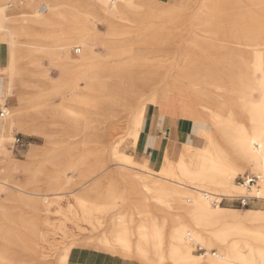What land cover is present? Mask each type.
Listing matches in <instances>:
<instances>
[{
  "label": "bare ground",
  "instance_id": "obj_1",
  "mask_svg": "<svg viewBox=\"0 0 264 264\" xmlns=\"http://www.w3.org/2000/svg\"><path fill=\"white\" fill-rule=\"evenodd\" d=\"M32 1L0 0V105L3 110L0 118V152L4 151V142L12 139L13 114L3 104L15 90L18 71L16 34L23 33L35 41L26 48L33 58L40 53L59 55L66 59L63 65L75 67L78 63L82 65L103 57L95 49L98 33L95 22H90L89 17L97 16L110 24L106 32L110 41L128 38L129 31L119 29L114 24L116 21L145 24L144 34L140 36L155 41L165 37L161 34L164 25L155 29L153 23L149 22L150 18H167L171 10L182 9L162 3L163 0H77L81 1L77 4L76 0H43L39 8H36L38 2ZM223 1L204 0L203 7L200 4L194 7L191 11L194 27L175 46V51H180L171 58L162 57L155 62L146 59V62H134L129 67L122 65L114 68L109 75L99 74L98 69L90 66L82 73L77 72V76L97 77L99 80L91 91L105 94L106 106L118 105L128 113L122 131H119L116 120L118 112L107 122V142L115 144L111 159L121 168L118 175L130 190L141 194V197L140 202L128 206V211L110 218L109 226L117 238L137 220L136 234L140 240L133 246L120 236L119 246L124 254L140 255L145 264H264V209L246 208L247 212L242 215L235 208L219 204L229 196L244 200L246 197L264 199V0H249L240 16L234 17V22L242 24L240 32L227 24L229 17L219 15ZM10 2L22 5V9L16 13L7 12L6 7L11 6ZM84 2L89 6L87 10L82 4ZM223 5L226 3L223 2ZM42 6L46 8L45 11L41 10ZM64 6L70 7L63 9ZM65 20H69L73 26L64 29L55 27ZM45 29L47 34L38 32ZM258 29L263 30L262 33L255 31ZM58 31L64 35L61 36ZM256 33L262 36L257 38ZM38 37H46L53 44L44 45ZM74 40L80 48L77 60L69 55ZM109 54L116 58L123 54L131 55L132 48L113 47ZM132 58L135 60V56ZM219 64L225 70L223 78L212 76L217 73L216 65ZM171 67L174 72L170 71ZM5 69H10V77L6 79ZM140 69L150 71L145 76ZM237 73H243L241 78L237 77ZM227 84H236L242 92H228ZM66 86L71 94H67L63 102L49 109H35V118L31 120H42L48 114L56 120L64 118L70 127H89L91 120L83 112L73 111L67 100L80 101L85 107L92 108L96 104L101 107L102 100L75 93L76 83L72 80ZM57 93L52 92L51 96ZM171 101L182 108L183 114L197 108L195 132L206 140L205 147L182 142L180 146H170L167 150L163 145L154 165H150L144 155L132 156L117 149V145L127 136H131L133 146L136 144L147 105H154L158 109L161 103ZM202 116L209 120L213 131L200 126ZM35 130L43 135L46 145L51 148L59 146L61 140L50 130L43 126H36ZM221 142L226 143L227 147L224 148ZM57 161L54 156L49 159L56 167L60 165ZM75 165L70 159L66 163L69 169H75ZM247 167L255 173L257 182L250 185L235 183L233 177L243 174ZM60 181L56 178L49 181L48 190L53 192L44 194L24 191L17 184L8 186L18 192L14 197L20 204L33 213H39L50 195L60 194L56 191L68 188ZM107 183L105 197L119 202L122 190L114 183L113 175H110ZM5 185L0 181V192L5 191ZM90 188H84L74 195V202L86 207ZM145 191L148 196H145ZM68 193L72 194L73 191ZM151 200L154 201L153 207ZM110 211L101 212L105 217ZM90 212L92 209L88 210ZM85 219L94 225L91 218ZM169 222L171 225L167 229ZM255 222L262 223V226H248V223ZM21 225L30 230L29 234L37 236L32 222L26 220ZM0 241L11 243L21 251L27 250L28 240L18 233L0 228ZM196 246L199 250L204 247L206 251L193 254ZM209 247H215L216 251L209 252ZM22 257L0 254V264H36L35 261H38L33 255Z\"/></svg>",
  "mask_w": 264,
  "mask_h": 264
},
{
  "label": "rangeland",
  "instance_id": "obj_2",
  "mask_svg": "<svg viewBox=\"0 0 264 264\" xmlns=\"http://www.w3.org/2000/svg\"><path fill=\"white\" fill-rule=\"evenodd\" d=\"M248 1L225 0L223 2L226 5H223V2L221 4L219 15L221 17H229V19L227 18V24L234 26L237 32L242 30V24L234 22V17L240 16L241 12L247 7ZM32 2H38L36 8H39L44 3L43 0H33ZM77 2L81 1L76 0L75 3L77 4ZM203 2L204 0H163L162 3L173 4V6H178L182 9L171 10L170 17L167 18L158 16L150 18L149 22L153 23L155 29L161 27L162 24L164 25L161 34L165 37H159L160 40H155L154 43L156 45H150L144 42L147 39L140 36L141 33L144 34L142 31L144 30L145 24L138 25L132 22L121 21L119 23L116 21L114 24L119 29H127L129 31L128 38L110 41V37L106 36L110 24L97 16L89 17L90 22H95L94 24L96 25L98 33L95 49L103 57L82 63V65L78 63L75 67L63 65L66 59L59 55L54 56L48 53H40L37 58H33L26 52V48L35 42L32 37L26 36L23 33L15 35V47L17 49L15 56L17 58L16 69L18 71L15 75L17 77L14 83L15 90L6 98L4 103L7 107H11L15 112L25 113V111H28L29 114L32 113L33 115L37 108L49 109L54 105H59L63 102V98L67 94H71L69 88L66 86L67 82L71 80L76 83L75 93H81L83 96H92L95 100H102L103 104L101 107H99V104H96V107L92 108L85 107L80 101L74 102L70 98L69 101L67 100L68 105L71 106L73 111L83 112L91 120L89 127L85 129L70 127L65 123L64 118L56 120L48 114L42 120H31L32 122L30 123L33 124H31L32 126H43L61 140L59 146L56 148H51L46 145L43 135L37 133L35 127L30 130L21 129L19 126H13L12 124V139L4 142V151L0 152V181L7 184L4 188L5 191L0 192V228L6 232L18 233V235L24 236L28 241H26L27 250L22 251L19 247L11 243L4 244L0 241V254L8 256L14 254L18 257L23 256L22 258L33 255L38 260L35 261L36 264H67L68 254L72 248H88L99 252L103 251L114 256H120L125 259H136L140 264H145L146 261L140 255H137V253L124 254L119 246L120 236L133 246L140 240L136 234L137 220L130 227H127L117 238L109 226L110 218H114L128 211V206L130 207L133 203L140 202L139 199L141 197V194L134 193L130 190L127 187L128 184L118 175V171L121 168L115 165L111 159L115 144L110 141L107 142L106 133L109 130L107 122L115 117V112H118L116 114V120L120 127L119 131H122L124 120L128 116V113L118 105H114V107L106 106L104 102L106 95L97 90L91 91L92 88H95L99 80L97 77L77 76V72L78 74L79 72L82 73L84 72L83 70L90 66L98 69L99 74L109 75L114 68L122 65L129 67L134 62H146V59H148V62H155L162 59V57L167 59L171 58L175 55V52L180 51L178 49L175 51V46L190 34L194 27L191 20V11L198 4L203 7ZM10 4L11 6L6 7L7 12L16 13L22 9V5L18 3L10 2ZM82 4L85 5L82 6L87 10L89 6L85 2ZM69 7L64 6L63 9H69ZM182 15L185 16L183 17ZM59 26L64 29L70 28L73 25L69 20H65L55 27L57 28ZM46 31V29L42 31L38 30L39 33L44 32L43 34H47ZM255 31H261L262 33L263 30L258 29ZM58 32L60 34L61 31ZM261 33H256V37H261ZM62 35L64 34L61 32ZM70 35L72 34L70 33ZM39 37L37 39H41L40 42L42 44H53L52 40L46 37ZM136 42L139 43L134 51L132 50L131 55L123 54L118 56L117 59L116 56L112 57L109 54L113 47L128 46ZM76 46H79V43L74 40L69 49V55L75 60L79 57V53L75 55L72 47ZM133 56H135V60L132 58ZM216 67L218 71L212 76L223 78L225 75L224 67L220 64L216 65ZM140 70H142L145 76L150 71L149 69ZM170 71L174 72V68L171 67ZM4 75V79L9 78L10 69H5ZM236 75L241 78L243 73H237ZM227 86L228 92L230 93L234 91L237 93L242 92V89L238 88L236 84L234 86L227 84ZM55 91H58V93L54 97L51 96L52 92L54 93ZM153 106L147 105L146 109ZM0 111L3 113L2 105H0ZM9 111L11 110L8 109ZM199 124L209 130H214V127L211 126V123L205 116H202ZM131 140V136H127L122 143L117 145V149L120 152L134 156L136 146L132 145ZM195 142L201 147L207 145L206 140L201 136ZM221 144L224 148L227 147L226 143L221 142ZM31 145L37 146L39 150L33 155L28 156L27 153ZM52 156L56 157V160L58 159L57 163L60 164L58 167H56V164L49 162ZM69 159L71 161L73 160L74 164H76L75 166L77 167L75 169H69L66 166ZM243 174L253 175L257 178L249 167L244 170ZM110 175H113L114 183L122 190V196L119 202L110 201L105 197L104 190L108 185L107 182ZM241 175H235L233 177L235 183L239 184L236 178ZM55 178L67 184L68 188L62 191H56L60 192V194L50 195L43 210L39 213H33L23 204H20L14 197L18 192L14 187L8 186L17 184L24 191L27 190L39 194L51 193L53 191L48 190L47 183L53 181ZM98 181L100 182L97 184L96 182ZM87 187L92 188H90L91 190L88 193L87 205L86 207L79 206L77 202H74V195L79 194L80 190ZM68 191H73V193H68ZM144 194L148 196L146 191ZM240 199L242 198L229 196L223 198L220 205L235 208L242 215L247 212L245 210L246 208L264 209V199L246 197L247 203L245 205L242 204ZM153 204L154 201L151 200L150 205L152 207ZM97 208H100V210L97 211ZM90 209H92V212L88 213ZM102 210H111L110 212L112 214L109 212V215L106 214L104 217V213L101 212ZM86 217L91 218L94 225H91L85 219ZM26 220L34 224V228L37 230L36 237L28 233L30 231L28 228H24L21 225ZM170 225L171 223L169 222L167 229L170 228ZM248 226L257 228L258 226H262V223H248ZM205 251L206 249L204 247L202 250H199V247L196 246L192 252L193 254L199 255ZM208 251L215 252L216 248L209 247Z\"/></svg>",
  "mask_w": 264,
  "mask_h": 264
},
{
  "label": "crops",
  "instance_id": "obj_3",
  "mask_svg": "<svg viewBox=\"0 0 264 264\" xmlns=\"http://www.w3.org/2000/svg\"><path fill=\"white\" fill-rule=\"evenodd\" d=\"M144 42L150 45H156L150 39L144 40ZM138 43L136 42L122 47H131L134 51ZM4 106L10 109L13 114V126L17 125L21 129L29 130L35 127L30 123L32 122L31 118H35V111L32 115L28 111H25V113L15 112L11 107H7L5 104ZM147 109L143 119L142 130L135 144L136 149L134 154L146 156L149 164L154 165V161L163 145H166L167 150L170 146H180L182 142L197 145L195 141L200 139V136L195 132L198 118L197 108L194 107L192 111L188 110V112L183 114L182 108L174 101H171L169 103H161L158 109L155 106ZM2 114L0 111V118ZM26 117L28 118L26 119ZM38 150L37 146L31 145L27 154L31 156ZM68 257L67 264H140L136 259H125L120 256H114L103 251L99 252L88 248H72Z\"/></svg>",
  "mask_w": 264,
  "mask_h": 264
},
{
  "label": "built area",
  "instance_id": "obj_4",
  "mask_svg": "<svg viewBox=\"0 0 264 264\" xmlns=\"http://www.w3.org/2000/svg\"><path fill=\"white\" fill-rule=\"evenodd\" d=\"M42 11H45L46 8L44 6L41 7ZM80 52V48L78 46H76V48L73 49V53L76 55ZM18 142V139H17ZM238 180V183L241 185H250V184H255L257 182V178L253 175H248V174H244L243 176H240L238 178H236ZM242 204L245 205L247 202V199H240ZM221 203V201L219 202V204Z\"/></svg>",
  "mask_w": 264,
  "mask_h": 264
}]
</instances>
